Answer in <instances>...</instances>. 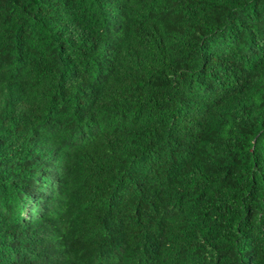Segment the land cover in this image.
<instances>
[{
  "label": "trees",
  "instance_id": "1",
  "mask_svg": "<svg viewBox=\"0 0 264 264\" xmlns=\"http://www.w3.org/2000/svg\"><path fill=\"white\" fill-rule=\"evenodd\" d=\"M0 264H264V0H0Z\"/></svg>",
  "mask_w": 264,
  "mask_h": 264
}]
</instances>
